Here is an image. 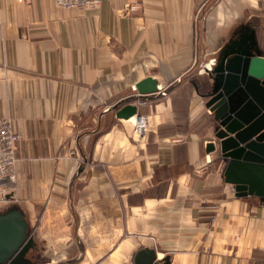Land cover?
<instances>
[{
    "label": "crops",
    "instance_id": "crops-1",
    "mask_svg": "<svg viewBox=\"0 0 264 264\" xmlns=\"http://www.w3.org/2000/svg\"><path fill=\"white\" fill-rule=\"evenodd\" d=\"M262 16L264 0H0V118L20 135L0 213L22 210L42 264H264V203L207 151L213 71Z\"/></svg>",
    "mask_w": 264,
    "mask_h": 264
},
{
    "label": "water",
    "instance_id": "water-1",
    "mask_svg": "<svg viewBox=\"0 0 264 264\" xmlns=\"http://www.w3.org/2000/svg\"><path fill=\"white\" fill-rule=\"evenodd\" d=\"M213 73L207 106L220 129L218 141L209 143L207 151L219 150L227 159L225 179L235 186L237 197H256L264 203V57L252 27L243 29L230 42ZM137 88L141 95L158 91L157 82L151 78ZM136 115L137 107L131 104L117 113L127 120ZM35 247L20 208L0 213V264H32L28 255ZM151 254L148 264H155L156 255ZM164 262L169 263L168 259Z\"/></svg>",
    "mask_w": 264,
    "mask_h": 264
},
{
    "label": "built area",
    "instance_id": "built-area-1",
    "mask_svg": "<svg viewBox=\"0 0 264 264\" xmlns=\"http://www.w3.org/2000/svg\"><path fill=\"white\" fill-rule=\"evenodd\" d=\"M28 2L29 0H21ZM55 4L67 9H99L104 0H54ZM130 5L135 10L138 5ZM144 117L140 116L135 126V134L140 137L145 131ZM146 123V120H145ZM20 136L14 130L12 123L0 118V184L12 185L16 182V151Z\"/></svg>",
    "mask_w": 264,
    "mask_h": 264
},
{
    "label": "rangeland",
    "instance_id": "rangeland-1",
    "mask_svg": "<svg viewBox=\"0 0 264 264\" xmlns=\"http://www.w3.org/2000/svg\"><path fill=\"white\" fill-rule=\"evenodd\" d=\"M252 23L256 27V29L254 31H257L258 30V33H256L255 37L264 46V16H262V17H254ZM250 27H252V26H250ZM144 124H145V119H144ZM12 126H13V124H12ZM17 144H18V142H17ZM30 233L33 236V232L31 230H30ZM34 237L35 236H33V238ZM34 240L36 242V247L33 250L30 251L28 257L32 260V264H42L43 261H44V257H43V254H41V253L39 254V252H38V250L40 249V247H38V245H37L36 238H34Z\"/></svg>",
    "mask_w": 264,
    "mask_h": 264
},
{
    "label": "trees",
    "instance_id": "trees-1",
    "mask_svg": "<svg viewBox=\"0 0 264 264\" xmlns=\"http://www.w3.org/2000/svg\"><path fill=\"white\" fill-rule=\"evenodd\" d=\"M254 29H255V28H254ZM256 33H258V30L255 31V35H256ZM256 42H257V44H258L259 46L262 47V49H263V51H264V46H263V44H261L260 41L257 40V38H256Z\"/></svg>",
    "mask_w": 264,
    "mask_h": 264
}]
</instances>
